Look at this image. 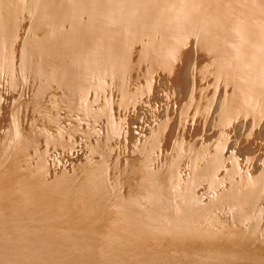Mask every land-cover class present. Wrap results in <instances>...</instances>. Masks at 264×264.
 I'll return each instance as SVG.
<instances>
[{
    "label": "water",
    "instance_id": "obj_1",
    "mask_svg": "<svg viewBox=\"0 0 264 264\" xmlns=\"http://www.w3.org/2000/svg\"><path fill=\"white\" fill-rule=\"evenodd\" d=\"M0 264H264V0H0Z\"/></svg>",
    "mask_w": 264,
    "mask_h": 264
},
{
    "label": "bare ground",
    "instance_id": "obj_2",
    "mask_svg": "<svg viewBox=\"0 0 264 264\" xmlns=\"http://www.w3.org/2000/svg\"><path fill=\"white\" fill-rule=\"evenodd\" d=\"M229 65L231 66V68L233 69V67L235 66V62H234V58H231L230 61H229ZM124 180V179H123ZM205 184H209L208 182L204 181ZM149 194H150V191H149Z\"/></svg>",
    "mask_w": 264,
    "mask_h": 264
}]
</instances>
